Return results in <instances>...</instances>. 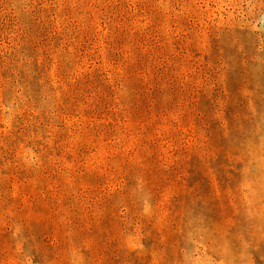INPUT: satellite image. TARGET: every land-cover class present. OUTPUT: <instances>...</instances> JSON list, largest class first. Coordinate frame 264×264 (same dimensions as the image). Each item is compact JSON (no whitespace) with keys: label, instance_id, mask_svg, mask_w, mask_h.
<instances>
[{"label":"rangeland","instance_id":"rangeland-1","mask_svg":"<svg viewBox=\"0 0 264 264\" xmlns=\"http://www.w3.org/2000/svg\"><path fill=\"white\" fill-rule=\"evenodd\" d=\"M0 264H264V0H0Z\"/></svg>","mask_w":264,"mask_h":264}]
</instances>
